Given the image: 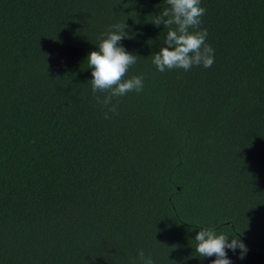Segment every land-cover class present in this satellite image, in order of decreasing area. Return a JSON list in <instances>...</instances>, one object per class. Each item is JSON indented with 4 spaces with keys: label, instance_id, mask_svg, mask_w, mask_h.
<instances>
[{
    "label": "trees",
    "instance_id": "obj_1",
    "mask_svg": "<svg viewBox=\"0 0 264 264\" xmlns=\"http://www.w3.org/2000/svg\"><path fill=\"white\" fill-rule=\"evenodd\" d=\"M201 6L213 66L161 73L166 0H0V264H211L201 227L264 264V0ZM117 23L144 88L105 119L87 57Z\"/></svg>",
    "mask_w": 264,
    "mask_h": 264
},
{
    "label": "clouds",
    "instance_id": "obj_2",
    "mask_svg": "<svg viewBox=\"0 0 264 264\" xmlns=\"http://www.w3.org/2000/svg\"><path fill=\"white\" fill-rule=\"evenodd\" d=\"M169 7L155 17L152 23L161 24L169 31L164 39V46L152 55V64L164 73L173 69L189 71L193 66L211 68L214 64L215 50L206 43L208 31L202 28V17L206 8L201 0H166ZM172 26H175L174 28ZM126 24H114L101 33L98 50L87 57L88 68L92 69L91 92L96 103L104 109V118L110 119L109 113L116 114L119 97L130 92L140 93L144 88L143 76L125 78L130 67L137 62V56L129 53L120 43L127 36ZM116 100V103H113ZM195 251L201 258H211V264H233L228 257L230 250L234 255L239 249V259L246 258L248 249L242 240L218 234L212 227H201L195 236ZM140 264H154L151 255L138 252Z\"/></svg>",
    "mask_w": 264,
    "mask_h": 264
}]
</instances>
